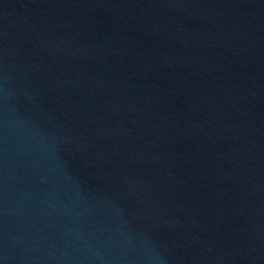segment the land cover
<instances>
[{
    "label": "water",
    "instance_id": "water-1",
    "mask_svg": "<svg viewBox=\"0 0 264 264\" xmlns=\"http://www.w3.org/2000/svg\"><path fill=\"white\" fill-rule=\"evenodd\" d=\"M0 264H264V0H0Z\"/></svg>",
    "mask_w": 264,
    "mask_h": 264
}]
</instances>
